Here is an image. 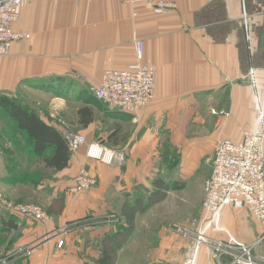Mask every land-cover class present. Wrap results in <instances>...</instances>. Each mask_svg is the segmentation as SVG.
<instances>
[{
	"label": "crops",
	"instance_id": "0c3cea01",
	"mask_svg": "<svg viewBox=\"0 0 264 264\" xmlns=\"http://www.w3.org/2000/svg\"><path fill=\"white\" fill-rule=\"evenodd\" d=\"M166 1L175 9L164 14L120 0H27L22 8L13 28L30 38L14 42L10 53L0 57V94L26 103L31 93L46 96L48 88L50 108L38 112L45 123L53 125V115H59L87 142L123 150L125 163L116 167L89 159L82 146L71 153L66 168L46 167L0 108L5 115L0 118V196L12 203H36L50 216L39 222L0 207L1 221L16 225L3 232L13 238L7 247L8 255H16L11 264H101L104 250L112 252V264H119L132 237L124 231L130 222L127 204L155 189L161 134L183 149L173 179L187 180L208 145L223 138L239 141L253 125L256 110L246 75L250 66L264 63V0ZM136 39L144 41V59L155 68V94L147 107L127 114L109 109L89 87L99 83L105 70L123 69L133 61ZM66 100L75 106L67 108ZM81 108L92 112L86 126L80 123ZM209 109L228 113L214 121L223 135L213 134L211 141L201 138L205 120L211 119ZM99 130L105 135H97ZM81 168L97 184L74 195L68 189ZM198 198L201 204V194ZM140 214L135 212L132 223ZM220 223L238 241L258 242L255 252L264 256V226L246 209L225 208ZM160 241L166 260L158 264H183L193 244L178 236ZM23 247L29 255L16 254ZM223 262L230 264L228 257ZM194 264L219 263L201 243Z\"/></svg>",
	"mask_w": 264,
	"mask_h": 264
},
{
	"label": "built area",
	"instance_id": "2783aa9c",
	"mask_svg": "<svg viewBox=\"0 0 264 264\" xmlns=\"http://www.w3.org/2000/svg\"><path fill=\"white\" fill-rule=\"evenodd\" d=\"M120 1L128 4H147L156 14L170 13L175 9V4L166 0ZM26 2L27 0H0V57L10 53L14 42L30 38L28 32L13 28V24L20 19ZM242 16L244 25L247 26V13L243 12ZM144 56V41L136 39L133 61L123 69L105 70L99 83L89 87L90 93L109 109L122 113L135 114L147 107L154 98L156 71L145 61ZM246 77L254 92L256 118L253 125L243 131L241 140L223 138L215 143L210 173L203 184L204 196L199 223L196 228L187 225L177 228L179 234L193 240L183 264H194L201 243L208 246L212 259L219 264H224V257L229 258L230 264H264V256L255 252L258 242L242 243L220 223L223 210L232 207L246 209L254 220L264 226V63L260 68L250 66ZM212 114L228 115L217 110H212ZM62 133L71 152L85 146L86 156L90 159L116 167L125 163L123 150H115L101 142H87L82 133L64 130ZM95 184V177L85 168H81L75 177L74 185L68 190L77 195L88 191ZM0 207L16 217L26 216L39 222L50 219L37 204H15L0 197ZM261 238H264V233ZM63 243L64 240L59 239L57 247H62ZM18 253L27 256L30 249L19 248L16 251V254Z\"/></svg>",
	"mask_w": 264,
	"mask_h": 264
},
{
	"label": "rangeland",
	"instance_id": "374dc122",
	"mask_svg": "<svg viewBox=\"0 0 264 264\" xmlns=\"http://www.w3.org/2000/svg\"><path fill=\"white\" fill-rule=\"evenodd\" d=\"M46 90L50 91L48 88ZM47 91L45 92L46 96L38 95L37 93H31L28 96L29 98H26V103H28L31 108L37 110V112L39 113L40 110H45V108L49 110V100L51 101L53 97L50 94L53 93H47ZM252 94L254 95L253 90ZM252 100L254 102L255 110H257L254 96ZM66 103L68 104L67 108L69 109L75 106L70 101L66 100ZM212 110L213 109H211L210 111L209 109L211 119L205 120L204 118H201L204 119L208 125V127L202 128L201 138L207 137V141H211L210 139H212L213 134L215 135V137L223 135V133L221 132V128H217L216 125L215 127H213L214 121H217L218 115L212 114ZM2 115L4 114L0 112V118L4 119L5 115ZM53 120L54 124L58 126L61 130L71 131L73 133H81L69 130L66 127L65 121L61 117H59V115L54 114ZM108 127L111 128L110 126ZM6 128H9L8 124ZM205 128H210L211 132H206ZM123 132L124 134H127L125 131ZM104 133L106 132L99 130V134L97 135H100L102 137L105 135ZM169 142V134H161V141L158 143L157 146L158 158L156 161V167L154 168L155 174L153 178L161 179L162 181L167 182L169 184H172V182H175L177 184L184 182V184L186 183V185L185 187L180 189H172L167 191L166 196L163 200L153 203L144 211H141L140 217L136 218V222L132 223L131 228L128 232L132 237L131 239H129V241H127L123 251H121L120 253L119 264H158L159 262L166 260L160 253V250L162 249L160 245L161 237L178 236L183 239H190L183 237L177 232L178 226L187 225L196 228V225L199 223L202 211L201 204L198 201V196L199 194H201L202 203V198L204 196L203 184L204 180L206 179V176L208 175L211 169L213 148L216 142L213 145H208L206 153L202 154L201 152V160L199 161V166L194 170L193 174L191 173L187 176V180L173 179L175 178L174 175L176 176V174L173 173V169L175 168V164L177 163L178 159L181 157V151L183 152V149L173 145L171 142L170 144ZM113 149L118 150L116 148ZM87 171L90 173L89 170ZM185 190L187 192H185ZM150 194L151 192L149 193V191L145 190L141 192L140 197H142V203H145L149 200L148 197ZM21 203L36 204L32 202ZM15 204H18V202ZM140 208L141 206H139V209ZM61 231L62 233H65L64 230ZM12 240V236L8 238L7 234L5 236L3 232L0 233V264H11V262H13V260L15 259L14 256L16 255L13 256L12 254H7V247ZM157 253L159 254V257L157 256Z\"/></svg>",
	"mask_w": 264,
	"mask_h": 264
},
{
	"label": "trees",
	"instance_id": "16d2710c",
	"mask_svg": "<svg viewBox=\"0 0 264 264\" xmlns=\"http://www.w3.org/2000/svg\"><path fill=\"white\" fill-rule=\"evenodd\" d=\"M0 108L10 118L16 129L26 135L30 142L32 152L41 156L46 167L61 170L68 166L72 152L69 150L68 145L63 137L62 130L58 126L55 124L49 125L45 123L41 119L37 110L31 108L27 103H22L16 99H10L9 97L1 94ZM78 114L80 117V123L84 126L90 123L93 119L92 112L88 108L79 109ZM154 184L155 189L149 195L148 201L142 203V197L138 196L134 198L133 204H127L128 209L131 212L125 213V215H127V219L130 221L129 224H127V226L124 228L126 234L131 228L134 214L137 212V210L144 211L153 203L163 200L167 191L182 188L184 182L178 184L172 182V184H169L162 181L161 179L156 178ZM139 206H141L140 209ZM0 223V233L10 231L11 228L13 229L16 227V225H14L9 220L2 222L0 219ZM116 236L111 238L114 240L113 245H115ZM100 263L112 264V252L104 250Z\"/></svg>",
	"mask_w": 264,
	"mask_h": 264
},
{
	"label": "bare ground",
	"instance_id": "6f19581e",
	"mask_svg": "<svg viewBox=\"0 0 264 264\" xmlns=\"http://www.w3.org/2000/svg\"><path fill=\"white\" fill-rule=\"evenodd\" d=\"M199 234L201 235V231L199 232Z\"/></svg>",
	"mask_w": 264,
	"mask_h": 264
}]
</instances>
